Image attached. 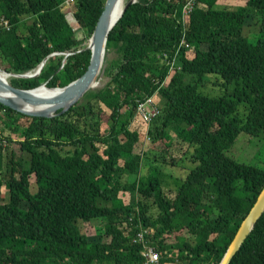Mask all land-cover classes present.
<instances>
[{
	"label": "trees",
	"instance_id": "16d2710c",
	"mask_svg": "<svg viewBox=\"0 0 264 264\" xmlns=\"http://www.w3.org/2000/svg\"><path fill=\"white\" fill-rule=\"evenodd\" d=\"M61 1L0 0V70L24 75L47 59L39 76L9 78L12 87L63 88L86 72L107 0ZM188 1L130 4L108 36V82L66 113L38 118L0 104V189L9 193L0 191V264H146L133 244L139 217L160 264L221 263L264 189V168L229 154L242 134L264 140V0H196L184 22ZM183 37L189 48L178 51ZM177 52L180 69L168 75L162 57ZM213 77L217 96L203 90ZM156 94L164 103L135 150V110ZM230 264H264V213Z\"/></svg>",
	"mask_w": 264,
	"mask_h": 264
},
{
	"label": "water",
	"instance_id": "95a60500",
	"mask_svg": "<svg viewBox=\"0 0 264 264\" xmlns=\"http://www.w3.org/2000/svg\"><path fill=\"white\" fill-rule=\"evenodd\" d=\"M118 1L119 0H107L105 4V9L99 18L88 46V49L92 51L90 64L86 72L80 78L63 88H48L45 85H41L33 90H23L12 87L8 81V77L25 79L35 78L40 74L46 60L40 64L39 68L31 76L7 74L0 70V72L5 73V77L0 76V104L27 116L50 119L66 113L71 107L83 99L85 94L92 90L97 82L103 66L110 32L121 19L127 7L135 3V0H133L125 5L122 15L117 20H113L111 12ZM42 87H45L44 89L49 91L46 96L41 95L40 92L42 90L39 91ZM24 107L28 108V110ZM38 107L41 109L37 110ZM263 213L264 189L258 196L248 216L242 222L220 264L231 263Z\"/></svg>",
	"mask_w": 264,
	"mask_h": 264
},
{
	"label": "rangeland",
	"instance_id": "374dc122",
	"mask_svg": "<svg viewBox=\"0 0 264 264\" xmlns=\"http://www.w3.org/2000/svg\"><path fill=\"white\" fill-rule=\"evenodd\" d=\"M126 3H127V0H126L125 4ZM61 4L69 6V7H73V5H74V4H72V5L68 4L66 2V0H62ZM68 20L70 21V24L74 27V29H77V28L80 27L79 24L74 19L73 15H69L68 16ZM252 22H253L252 18L249 17L248 21H247V24H246V27L244 29V35H248L249 34L250 28L252 27L251 26ZM259 36H260V34H259V31H258V27L255 26L253 31H252V35L249 38L250 43L251 44H255L257 42ZM54 55L55 54H52V56H54ZM67 55H69V54H67ZM108 55L110 57V63L114 64L115 62H118L119 59H120V54L116 51V49L111 51L110 54H108ZM179 55L180 54H175L174 56L173 55H165V56L162 57V62L169 67L168 75L172 74L175 71V69H177V67H178V69H180L179 68L180 66H179L178 62H177V66L173 65L176 61L179 60V57H180ZM187 55H188L189 58H193L194 57V51L192 49L189 50ZM105 56H106V53H105ZM49 57H51V55ZM105 67H107V64H105V58H104V62H103V66H102L101 72H100L99 77L97 79V82L93 86L92 90H100V89L104 88V86L108 82V79L105 77V74H104ZM34 70L28 72L30 76L34 74V72H33ZM41 72H42V70H41ZM24 75H26V74H24ZM8 79H9V77H8ZM26 79H29V78H26ZM210 79H211V81L208 83L207 87L203 89L206 93L214 94V92L217 91L216 94H214V95L217 96V95L221 94L222 92H224V88L223 87H218V90H216V84H214V83L217 80L214 79V77L210 78ZM167 82H168V78L165 80L164 84L167 83ZM219 84H220V82H219ZM163 103H164V100L158 94L154 95V97H153V106L155 108H157L158 114H159V111H160L159 108L162 106ZM102 108L108 114L111 113L106 107L103 106ZM2 115H3V113L0 111V117ZM20 124L22 126L20 132H22L28 126L29 120L28 119L22 120L20 122ZM148 124L149 123H147V122H145L143 120L142 115L135 110L134 121L132 123V126H131L132 129L131 130H135V131L141 133L140 142L136 145L137 148L135 150H141V151L143 150L144 143L146 141V133H147V130H148ZM169 132L172 133L171 130ZM4 144H6V143L4 142ZM5 146H7V145H5ZM11 151H12V153H11ZM11 151L10 152L9 151H5L4 154H3V162H4V168L3 169L5 171H7V164H8V161H9L8 160V156L11 157L13 154L14 155L16 154V149H15L14 145L11 146ZM229 154H230V156H233L235 159H237L240 162L251 163V164H254V165L256 164V166L259 165V167L264 168V140H254V139L242 134V135H240L239 139L237 140L235 145L230 150ZM24 156H25V158L29 159V156L27 154L24 155ZM121 164H123V162H121ZM150 170H151V173L153 175H156L158 167L157 168H151ZM146 172L148 173L147 169H142L143 177H145ZM178 172L179 171L177 170V173ZM169 178L170 177L168 175H166L165 179L169 180ZM30 181H31V191H32V193H36L37 192V186H36L35 177H31ZM168 187L169 188L170 187H172V188L174 187L172 181H169ZM0 191H1V194L4 195L5 199L8 200L9 199V193H8L7 189H5L3 187L2 189H0ZM120 197H121V200L124 203H127V204L130 203L131 196H130L129 193H121ZM96 223H98V222H95V224ZM79 225H80L82 231L84 232L85 226H84L83 222L80 221ZM99 228H100V225H95V229L99 230Z\"/></svg>",
	"mask_w": 264,
	"mask_h": 264
},
{
	"label": "built area",
	"instance_id": "2783aa9c",
	"mask_svg": "<svg viewBox=\"0 0 264 264\" xmlns=\"http://www.w3.org/2000/svg\"><path fill=\"white\" fill-rule=\"evenodd\" d=\"M68 4H75L76 0H66ZM194 8V3H188L185 7V12H184V22H186L185 17H188V13L186 12H192ZM7 25V23L5 22ZM8 27V26H7ZM9 28V27H8ZM185 47V49L189 48V44L187 43L186 39L183 37L180 40V46L178 48L182 49ZM178 54V52H177ZM165 56V55H164ZM176 66V62L173 64ZM136 111L140 113L143 117V120L147 123H150L151 120L157 116L158 110L153 106V97L147 98L144 102L138 103V106L136 108ZM138 224L137 228H140V230L137 232L135 237L133 238V244L138 245L142 244L143 245V255L145 258L148 259L146 264H159V253L155 252V248L150 245L148 241V236L150 235V230L148 228H145L144 223L141 221V217L138 218Z\"/></svg>",
	"mask_w": 264,
	"mask_h": 264
},
{
	"label": "bare ground",
	"instance_id": "6f19581e",
	"mask_svg": "<svg viewBox=\"0 0 264 264\" xmlns=\"http://www.w3.org/2000/svg\"><path fill=\"white\" fill-rule=\"evenodd\" d=\"M137 1V0H136ZM135 1V2H136ZM125 2H126V0H119L117 3H116V5L114 6V8L112 9V12H111V16H112V18H113V20H117L121 15H122V13H123V10H124V6L126 5L125 4ZM194 3V7H195V5H196V0H189L187 3H186V5L188 4V3ZM186 5L184 6V8H183V12H185V7H186ZM189 14V12H186V14ZM191 13V12H190ZM2 21L4 22V24H5V22L6 21H4V18H2ZM7 23V22H6ZM5 26L7 27H9V25H8V23H7V25L5 24ZM105 53H106V51H105ZM164 55H167V54H164ZM104 58H105V56H104ZM176 66H177V61H176ZM39 68V67H38ZM38 68H36L33 72H35ZM5 72V71H4ZM7 73V72H6ZM7 74H9V73H7ZM26 75H29V73H25ZM0 76L1 77H5V73H3V72H0ZM9 78H11V77H9ZM13 78H15V77H13ZM45 88V87H44ZM43 87L39 90V91H41L40 93H41V95H43V96H46L48 93H49V91H47V90H45ZM25 108V107H24ZM25 109H27L28 110V108H25ZM39 109H41V108H37V110H39ZM155 118V117H154ZM153 118V119H154ZM6 145V144H5ZM130 225L131 226H134L133 224H131L130 223ZM136 229L139 231L140 230V228H137L136 227ZM148 261V259L147 258H145V262H147ZM158 263L160 264V258H159V260H158Z\"/></svg>",
	"mask_w": 264,
	"mask_h": 264
},
{
	"label": "clouds",
	"instance_id": "9594fccd",
	"mask_svg": "<svg viewBox=\"0 0 264 264\" xmlns=\"http://www.w3.org/2000/svg\"><path fill=\"white\" fill-rule=\"evenodd\" d=\"M191 15V14H190ZM190 19V18H189ZM182 39V38H181Z\"/></svg>",
	"mask_w": 264,
	"mask_h": 264
}]
</instances>
